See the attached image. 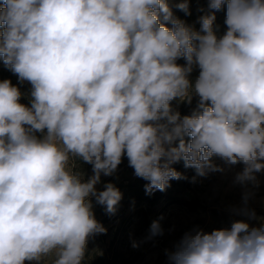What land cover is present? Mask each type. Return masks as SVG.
<instances>
[{
	"label": "clouds",
	"instance_id": "clouds-1",
	"mask_svg": "<svg viewBox=\"0 0 264 264\" xmlns=\"http://www.w3.org/2000/svg\"><path fill=\"white\" fill-rule=\"evenodd\" d=\"M225 2L218 37L214 14L198 32L165 0H0V59L32 86L28 107L0 81V264H83L89 238L107 231L89 197L115 213L119 189L95 185L125 155L148 193L182 178L171 167L180 160L198 176L222 172L214 156L243 163L238 182L255 181L264 170V0L209 7ZM177 7L189 14L188 0ZM193 91L198 110L181 118L171 101L190 102ZM71 157L92 165L86 182ZM150 231L162 234L158 221ZM169 259L264 264V225L186 233Z\"/></svg>",
	"mask_w": 264,
	"mask_h": 264
},
{
	"label": "rangeland",
	"instance_id": "rangeland-1",
	"mask_svg": "<svg viewBox=\"0 0 264 264\" xmlns=\"http://www.w3.org/2000/svg\"><path fill=\"white\" fill-rule=\"evenodd\" d=\"M172 11L173 17L181 20L195 31H200V18L215 15L213 30L218 37L227 31L224 16L219 19L217 10L210 9L209 0H188L189 14L177 7L183 0H165ZM162 24L171 28L170 22ZM203 34V33H202ZM176 63L186 65L184 58ZM199 68L192 66L188 76L194 85L199 76ZM10 80L22 93L20 103L31 107V84L21 82L16 74L3 64L0 59V81ZM23 101V102H22ZM199 97L191 93L190 102L179 98L171 101V108L179 112L181 118L191 115L198 109ZM46 134L35 132L38 139ZM212 160L223 168L222 172H211L206 176H198L196 170L189 178V184L182 186L181 194L192 199L190 206L176 202L162 201L159 205L140 206L129 204L121 216L116 219L103 220L98 207L93 203L95 197H89L95 219L107 230L89 238L87 253L83 264H92L94 259L101 256L103 264H171L170 255L174 253L186 233L195 234L197 231L211 233L214 230L231 228L237 221L245 222L250 228L264 225V170L254 173L255 181L238 182L236 177L244 169L243 163L228 165L218 157ZM264 163V161H261ZM69 167L73 173L80 175L82 181H87L92 175V165L83 162L78 157H71ZM135 175L129 166L126 155L117 170L110 176L101 174L100 182L95 185L97 191H103L107 183L120 180L123 177ZM158 221L162 234L153 236L151 224ZM136 245L135 247L133 245ZM25 264H36L25 261ZM44 264V260L40 262Z\"/></svg>",
	"mask_w": 264,
	"mask_h": 264
},
{
	"label": "trees",
	"instance_id": "trees-1",
	"mask_svg": "<svg viewBox=\"0 0 264 264\" xmlns=\"http://www.w3.org/2000/svg\"><path fill=\"white\" fill-rule=\"evenodd\" d=\"M227 14V3L221 7L220 10H217V17L221 19L222 16L226 18ZM21 100V99H20ZM23 102V101H22ZM210 105V102H208ZM198 109H196L197 111ZM186 116V115H185ZM190 116V115H189ZM163 122V121H162ZM185 141L187 142L190 138L185 136ZM179 140L173 142L172 146H178ZM176 171L182 174V178L179 180H170L168 186L163 191L153 190L152 193L146 192V184L149 182L133 175L132 177H123L120 180H113L109 183H112L116 188L119 189L122 194L121 200L116 206V211L114 214H109L105 210V206L98 204L95 198L92 200L93 203L98 207L99 213L103 220L116 219L121 216L125 211V208L129 204H134L140 206V210H143V204L149 206L159 205L162 201L165 202H176L178 204L190 206L195 208L192 204L193 200L183 196L180 192L182 186L189 184V178L194 173V168H185L183 160L175 162L171 165ZM92 264H103L102 257L99 256L94 259Z\"/></svg>",
	"mask_w": 264,
	"mask_h": 264
}]
</instances>
